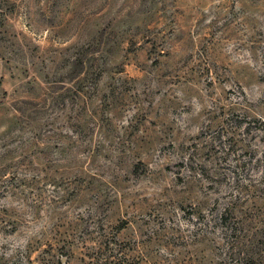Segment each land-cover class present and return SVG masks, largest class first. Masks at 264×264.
<instances>
[{"label": "rangeland", "instance_id": "374dc122", "mask_svg": "<svg viewBox=\"0 0 264 264\" xmlns=\"http://www.w3.org/2000/svg\"><path fill=\"white\" fill-rule=\"evenodd\" d=\"M0 264H264V0H0Z\"/></svg>", "mask_w": 264, "mask_h": 264}]
</instances>
